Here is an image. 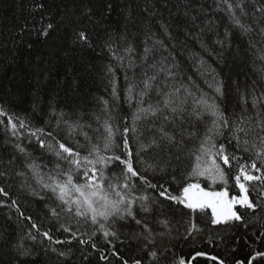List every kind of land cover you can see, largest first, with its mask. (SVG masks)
I'll list each match as a JSON object with an SVG mask.
<instances>
[{"label": "snow or ice", "instance_id": "1", "mask_svg": "<svg viewBox=\"0 0 264 264\" xmlns=\"http://www.w3.org/2000/svg\"><path fill=\"white\" fill-rule=\"evenodd\" d=\"M180 5L185 23L183 41L179 33L173 35L163 13L153 19L159 12L155 6L145 9L149 19L142 51L136 36L130 38L127 30L107 37L102 48L108 56L103 76L108 81L105 90L110 89L109 97H98L90 114L58 110L50 103L46 121L50 127L32 128L25 119L0 106V126L13 141L23 137L21 130L28 129L23 138L30 144L34 140L54 158L49 161L51 170L45 180L40 175L41 165L23 143L12 144L19 155L0 156V183L31 173L34 178L39 176L37 183L58 202L49 212L62 221L58 230L69 234L70 239L64 241L54 240L47 230L40 231L32 217L16 209L50 243L77 240L99 252V260L107 264H111L109 251L118 264H144V257H150L154 264H229L199 245L219 248L231 239L238 242L233 229L241 224L247 227L246 213L241 209L254 212L264 204V0H212L209 7L196 0H178L177 12ZM163 7H168L167 0H163ZM107 8L110 12L112 5ZM216 13L227 18L223 32ZM84 14L91 18V9ZM172 15L169 10V17ZM153 24L159 25L156 31ZM53 27L49 22L37 35L47 38ZM234 30L247 38L245 51L252 58L257 78L250 82L246 78L243 85L233 80L230 89L214 69L205 75L207 61L194 56L193 70L214 93L209 96L193 76H184L175 54L177 43L187 47L189 41H195L208 56L226 64ZM75 35L74 44L94 48L86 30ZM118 69L127 85L123 97L117 88ZM232 91L236 101L229 111L220 101H227ZM122 104L133 109L130 121L128 116L118 120L115 115ZM37 107L34 103L33 110ZM60 130H66V137L59 135ZM204 181L209 184L205 186ZM233 188L238 192L233 194ZM31 194L39 195L34 189ZM0 195L8 196L5 187L0 186ZM16 204L12 200V206ZM177 212L179 219H175ZM222 228L228 231L221 233ZM259 235L264 237V231ZM27 238L35 243L37 235L30 231ZM117 243L127 244L128 251L135 248L144 256L126 257L125 249L117 248ZM176 243L192 247L177 256L173 251ZM8 250L10 264H25L27 258L37 256L34 249L20 242ZM48 251L66 256L45 246ZM256 261L264 264V251L236 259L234 264Z\"/></svg>", "mask_w": 264, "mask_h": 264}, {"label": "trees", "instance_id": "2", "mask_svg": "<svg viewBox=\"0 0 264 264\" xmlns=\"http://www.w3.org/2000/svg\"><path fill=\"white\" fill-rule=\"evenodd\" d=\"M196 2L206 7L212 5V0H196ZM177 3L178 0H167L168 7L164 8L163 0H0V106L25 119L32 128L50 127L46 123L50 103H54L58 110L77 113L82 111L90 114L96 109L98 97H109L110 89L105 90L108 81L103 76V68L108 63V56L102 48L107 37L119 36L127 30L130 38L136 36V44L142 51L141 41L144 39L143 33L148 28L149 19L145 9L150 11L155 6L159 12L153 19H159L160 13H163L164 19L171 24L173 35L179 33V40L183 41L182 33L185 27L183 5H180L181 11L177 12ZM40 4L44 7L37 8ZM108 4L112 5L110 12L107 8ZM88 9H91V18L84 14ZM169 10L173 13L171 17ZM215 16L223 32L224 26L228 23L227 18L223 13H216ZM49 22L54 25L49 36L47 38L38 36L37 30ZM158 28V24H153V31ZM81 29L86 30L91 37L94 48L80 47L73 43L76 32ZM246 48L247 38L240 37L234 30L232 51L227 56L226 64L208 56L195 41H189L187 47L178 42L175 54L181 62L184 76H193L201 90L212 96L214 93L208 88L204 78L193 70V57L203 56L207 61L205 75L214 69L231 89L233 80L238 79L243 85L246 78L249 82L257 78L252 67V58L245 51ZM135 71L137 74L140 73L139 68ZM129 76L131 78V72ZM126 86L123 72L118 69L117 88L121 97L124 96ZM235 101L236 94L232 91L227 101L220 103L231 111ZM34 103L39 105L35 111ZM132 111L133 109L127 104H122L115 115L118 120L128 116L130 121ZM21 132L23 137H26L28 129H23ZM59 135L66 137V130H60ZM23 137L13 141L11 135L0 126V156L6 159L9 154L19 155L15 153L12 144L23 143L36 163L41 165L40 175L47 180V174L51 170L49 161L54 158L39 149L34 140L30 144L28 139ZM135 147L136 143L133 140V148ZM46 164L48 167H44ZM37 179L39 176L34 178L29 173L23 179L17 177L9 183H0V186L5 187L8 192V196L0 195L2 202L0 203V264H10L12 255L8 246L18 242L24 243L37 253L35 259L27 258L25 264H107L99 260V252L92 250L90 245H80L77 240L63 244L50 243L39 236L36 229L31 228V223L27 219L20 216L16 211L17 208L25 217H32V221L39 226L40 231H49L54 240L70 239L68 233L58 230L62 221L53 218L49 212V208L54 207L58 202L52 198L51 192L45 191L37 183ZM203 184L207 186L209 182L204 181ZM172 187L176 186L172 185ZM212 187L218 189L221 185ZM33 189L39 195H32ZM232 191L233 194L238 192L234 188ZM40 196H44L45 199L42 200ZM12 200L17 201L15 206H12ZM241 211L246 213L247 227L241 224L233 229L235 236L239 237L238 242L236 239H231L228 240L227 245L222 244L219 248L207 244H200L199 247L208 250L211 254L221 255L229 264H234L236 259L249 257L257 250L264 251V237L259 235L264 231V204L258 206L254 212L245 209ZM179 215L177 212L175 219H179ZM72 227L75 229L76 225L73 224ZM30 231L37 235L35 243L27 238ZM226 231L228 230L221 229V233ZM100 243H103L102 238ZM45 246L63 251L66 256L60 257L51 251L45 252ZM116 246L125 249L126 257L144 256L135 248L128 251L127 244L117 243ZM191 247V244L176 243L173 251L179 256L190 251ZM107 255L111 264H118L110 251ZM169 256L171 257V254ZM144 264H154V262L150 257H144ZM202 264H211V262L202 261ZM254 264H260V261Z\"/></svg>", "mask_w": 264, "mask_h": 264}]
</instances>
